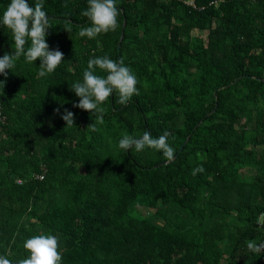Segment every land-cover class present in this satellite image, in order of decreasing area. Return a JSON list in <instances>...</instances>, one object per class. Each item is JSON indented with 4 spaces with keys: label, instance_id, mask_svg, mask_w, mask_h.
Wrapping results in <instances>:
<instances>
[{
    "label": "trees",
    "instance_id": "obj_1",
    "mask_svg": "<svg viewBox=\"0 0 264 264\" xmlns=\"http://www.w3.org/2000/svg\"><path fill=\"white\" fill-rule=\"evenodd\" d=\"M43 3L63 61L38 77L22 56L0 85V257L18 264L45 234L60 264H264L246 246L264 243V0H115L118 28L94 39L78 36L88 0ZM12 46L0 25V57ZM102 56L123 59L139 94L113 93L92 131L71 88ZM145 131L170 133L177 158L119 149Z\"/></svg>",
    "mask_w": 264,
    "mask_h": 264
},
{
    "label": "clouds",
    "instance_id": "obj_2",
    "mask_svg": "<svg viewBox=\"0 0 264 264\" xmlns=\"http://www.w3.org/2000/svg\"><path fill=\"white\" fill-rule=\"evenodd\" d=\"M43 8V0H37L34 7H30L26 0H10L0 17V25L10 30L13 40L12 52L0 57V75L5 77L4 81H0L3 88L7 82L8 71L22 56L29 64L40 61L38 77H45L54 72L63 61V53L58 49L50 51L46 43V35L52 27L50 18ZM82 15L87 17L90 23L89 26L80 28L79 37L94 39L102 33L115 31L118 28L119 11L115 0H88V8L82 12ZM97 70L105 75H97ZM137 82V77L131 68L124 64L122 58L119 61L112 60L108 56L89 59L82 81L72 85L71 91L79 98V103L73 104V107L89 112L95 117L94 123L89 127L92 131H96V125L103 123L104 102L116 93L118 103L126 105L133 95L139 94ZM55 111L59 112V109ZM61 119L66 127L74 126V113L67 109ZM169 135L167 131L158 138H154L148 131L139 138L123 134L118 141V147L121 150L134 148L137 152L146 148L153 149L161 152L167 162H172L175 152L168 143ZM203 171L202 166H197L192 174L196 175ZM246 246L251 253L264 252V243L257 244L249 240ZM23 248L29 255L20 259L18 264H60L62 259L58 238L55 235H34L24 241ZM0 264H11V261L0 257Z\"/></svg>",
    "mask_w": 264,
    "mask_h": 264
},
{
    "label": "water",
    "instance_id": "obj_3",
    "mask_svg": "<svg viewBox=\"0 0 264 264\" xmlns=\"http://www.w3.org/2000/svg\"><path fill=\"white\" fill-rule=\"evenodd\" d=\"M124 28H125V22H123V25H122V30H121V33H120V38H119V41H118V44H117V50H119L120 47H121V42H122L123 35H124ZM181 149H182V146H180V148H179L177 154L174 156L173 161L177 158V156H178L179 152L181 151ZM173 161H172V162H173ZM169 163H171V162H164V163H162V164H169Z\"/></svg>",
    "mask_w": 264,
    "mask_h": 264
},
{
    "label": "rangeland",
    "instance_id": "obj_4",
    "mask_svg": "<svg viewBox=\"0 0 264 264\" xmlns=\"http://www.w3.org/2000/svg\"><path fill=\"white\" fill-rule=\"evenodd\" d=\"M192 36H197V35H201L202 37H204L206 35V32H198V31H193L191 33Z\"/></svg>",
    "mask_w": 264,
    "mask_h": 264
},
{
    "label": "built area",
    "instance_id": "obj_5",
    "mask_svg": "<svg viewBox=\"0 0 264 264\" xmlns=\"http://www.w3.org/2000/svg\"><path fill=\"white\" fill-rule=\"evenodd\" d=\"M190 4H192V3H190ZM37 178L42 180L43 179V175H37Z\"/></svg>",
    "mask_w": 264,
    "mask_h": 264
}]
</instances>
